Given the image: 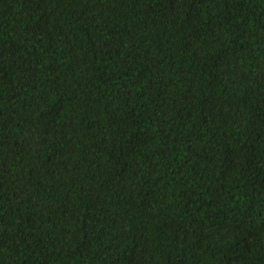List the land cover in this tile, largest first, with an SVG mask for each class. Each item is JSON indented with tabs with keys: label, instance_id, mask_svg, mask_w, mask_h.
<instances>
[{
	"label": "trees",
	"instance_id": "16d2710c",
	"mask_svg": "<svg viewBox=\"0 0 264 264\" xmlns=\"http://www.w3.org/2000/svg\"><path fill=\"white\" fill-rule=\"evenodd\" d=\"M0 264H264V0H0Z\"/></svg>",
	"mask_w": 264,
	"mask_h": 264
}]
</instances>
